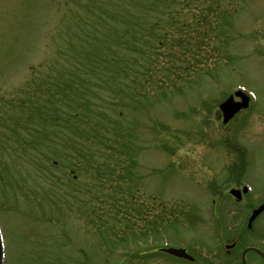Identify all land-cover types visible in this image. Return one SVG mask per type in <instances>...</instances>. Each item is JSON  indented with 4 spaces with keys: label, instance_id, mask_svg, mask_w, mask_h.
I'll return each mask as SVG.
<instances>
[{
    "label": "rangeland",
    "instance_id": "obj_1",
    "mask_svg": "<svg viewBox=\"0 0 264 264\" xmlns=\"http://www.w3.org/2000/svg\"><path fill=\"white\" fill-rule=\"evenodd\" d=\"M263 25L264 0H0L5 264H180L155 248L209 238L216 110L264 97Z\"/></svg>",
    "mask_w": 264,
    "mask_h": 264
},
{
    "label": "flooded vegetation",
    "instance_id": "obj_2",
    "mask_svg": "<svg viewBox=\"0 0 264 264\" xmlns=\"http://www.w3.org/2000/svg\"><path fill=\"white\" fill-rule=\"evenodd\" d=\"M259 30L262 34L249 37L250 45L264 56V25ZM237 84L251 90L254 98L246 93V105L227 123L222 122L219 106L216 110L223 126H228L226 136L218 139L225 141L230 162L227 188L222 183L216 186L211 198L209 238L200 234L185 236L186 243L175 238L178 243L170 241L155 248L180 264H264V179L258 178L264 169V97L245 83ZM237 91L234 87L227 95L235 104L242 102ZM225 203L229 206L228 217ZM169 246L183 249L182 254L163 250Z\"/></svg>",
    "mask_w": 264,
    "mask_h": 264
},
{
    "label": "water",
    "instance_id": "obj_3",
    "mask_svg": "<svg viewBox=\"0 0 264 264\" xmlns=\"http://www.w3.org/2000/svg\"><path fill=\"white\" fill-rule=\"evenodd\" d=\"M222 111H223V121L227 122L232 115L239 109V104H233L231 99H226L223 103L220 105ZM179 253V252H178ZM3 243H2V236H1V230H0V264H3Z\"/></svg>",
    "mask_w": 264,
    "mask_h": 264
}]
</instances>
